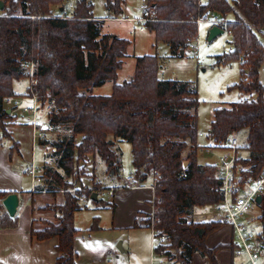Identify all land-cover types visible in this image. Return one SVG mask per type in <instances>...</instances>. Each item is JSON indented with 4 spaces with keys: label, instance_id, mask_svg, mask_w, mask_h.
<instances>
[{
    "label": "trees",
    "instance_id": "obj_1",
    "mask_svg": "<svg viewBox=\"0 0 264 264\" xmlns=\"http://www.w3.org/2000/svg\"><path fill=\"white\" fill-rule=\"evenodd\" d=\"M69 0H0V133L9 138L7 128L12 119L3 101L15 96L13 83L29 74L24 63L35 66V85L29 83L26 94L35 92L41 107L49 106L51 126L69 125L72 135L52 143L53 156L59 157L58 171H44L50 189L70 188L80 182L81 170L76 163L99 158L120 181V154L114 149L117 140L131 145L133 174L142 183L158 174L154 202L156 228L167 238L166 255L174 264H192L194 254L219 264L216 253L235 245L219 244L209 248L207 237L221 223L191 219L195 208H210L222 198L217 164L198 163L199 132L197 126L200 104L196 87L185 81L159 80L156 56L136 58L134 76L130 81L114 84L107 96L95 95L93 88L107 81L115 82L122 67L129 42L113 35L102 34L103 19L94 16L89 0H78L74 9L61 18ZM107 19L122 14L123 0H104ZM156 17L145 23L158 42L166 43L171 56L187 48V39L197 38V19L211 13L233 21L219 26L231 36L233 50L225 59L242 52L250 54L242 68L245 80L233 88L257 94L256 100H241L227 108L213 111L209 138L225 143L239 136L238 164L243 177L264 171V88L259 70L264 58L263 37L256 30L264 27V0H143ZM256 29V30H255ZM80 137L79 142L76 139ZM47 143V142H45ZM16 144L13 145L15 149ZM83 170V169H82ZM69 178V179H68ZM97 181L94 188L102 187ZM87 198L92 200V192ZM8 195L0 192V229L15 228L16 215L10 216L3 206ZM37 196V195H36ZM55 197L56 194H50ZM62 201L46 207L55 213L53 221L33 220L31 235L38 241L58 238L55 264H78L75 249L78 230L74 215L83 205L69 193ZM35 210V209H34ZM39 210V209H38ZM148 214L145 226L149 227ZM96 219L91 231L96 228ZM38 224L43 226L37 227ZM232 264V263H230Z\"/></svg>",
    "mask_w": 264,
    "mask_h": 264
},
{
    "label": "rangeland",
    "instance_id": "obj_2",
    "mask_svg": "<svg viewBox=\"0 0 264 264\" xmlns=\"http://www.w3.org/2000/svg\"><path fill=\"white\" fill-rule=\"evenodd\" d=\"M89 1L94 5L93 12L95 16L103 17L107 15L104 0ZM140 1L126 0L127 17L140 16ZM201 1L206 2L207 0ZM231 19L232 16H227L225 20L231 21ZM140 25V23L132 21L104 19L101 24V33L123 38L129 42V45L122 59L123 64L118 71L115 82L107 81L103 85L93 88L92 93L103 96L110 95L114 84H122L133 78L137 57L156 56L159 63V80L185 81L192 83L196 87L200 101L197 111V126L198 132L204 135V138L199 137L200 149L198 150L197 160L200 165L215 164L217 158L223 152L212 148L211 140H209L211 143H203L208 136V129L213 119V111L217 108H227L237 101L245 99L256 100L257 98L255 92L245 94L233 88L234 85L243 82L245 78L242 73L243 70L235 57L225 59L226 54L233 50L230 34L228 31H224L209 40V32L213 26L208 22H202L198 28L197 52L187 47L183 54L179 52L177 56H171L167 44L156 41L153 33L149 30L140 31ZM259 40L264 48V38L260 36ZM259 82L264 88V58L259 70ZM28 83H30L28 78L15 80L13 85L14 92H24ZM16 113L20 112L16 111ZM38 118L40 127L46 137V145L49 146L47 147L48 153L44 156L45 162L41 163L40 166L43 167V171L51 169L66 177L64 170L58 167L57 161L59 157L52 155L54 151L52 143L56 140L67 141L72 135L71 126H51L44 111L39 112ZM236 138L240 139L239 136H236ZM79 140L80 137L76 139V142L78 143ZM206 144L208 146L205 147ZM113 148L117 149L120 154L121 168L119 175L121 178L126 177L133 172L131 145L117 140ZM29 152L31 155V148ZM34 154L37 162L40 163L43 158L42 149L38 147ZM239 154L247 157V153L244 151L239 152ZM77 169L84 173L80 177V182L82 183H87L90 177H93L106 187L116 182L112 173L107 172L106 165L99 158L88 157L87 160L76 163L75 171ZM25 177L24 188L30 184L29 178ZM44 177L46 176L44 175ZM46 182H49L47 178ZM98 199L102 200L104 204H96L88 200L76 212L74 217L75 227L80 230L76 237L77 249L80 252L78 264H146L144 252L145 243L150 240L148 230L142 227L132 228L129 225H124L130 215L127 209L121 214V222L117 221L114 223V208L109 203L111 199L106 193L100 194ZM61 201V194H56L55 197L49 194H38L34 199L35 207L39 209L35 213L38 222L53 221L55 213L48 209L46 210V207L58 205ZM198 211H205L206 213L204 216L194 220L209 221L215 219V212L212 208H207L206 210L195 208L192 210L193 213H198ZM94 219H96L95 225L99 227V230L90 231L89 229L94 224ZM38 226L41 227L43 225L38 224ZM256 230L258 231L257 228ZM119 245H121L122 250L119 249ZM149 256L148 253L147 264Z\"/></svg>",
    "mask_w": 264,
    "mask_h": 264
},
{
    "label": "built area",
    "instance_id": "obj_3",
    "mask_svg": "<svg viewBox=\"0 0 264 264\" xmlns=\"http://www.w3.org/2000/svg\"><path fill=\"white\" fill-rule=\"evenodd\" d=\"M78 0H69L65 10L59 13L61 18H67V14L71 12ZM140 16L135 20L140 24L148 21L156 20L151 9L145 3L140 5ZM197 24L208 22L212 26H224L226 20L215 16L211 13L197 19ZM143 30V28H141ZM256 30V29H255ZM264 36V27L256 30ZM187 47L197 52V38L187 39ZM250 54L242 52L237 58L241 68L246 66ZM23 67L29 74L31 85L36 84L34 77L35 66L32 63H24ZM27 98L29 104L26 105ZM3 105L6 109L12 111H20L30 116V126L32 128V157L25 170V175L30 180V194H65L69 193L78 199L81 205L86 204L89 200L87 192L100 194L106 193L110 199H113L116 192L122 189L141 190L148 189L152 193V207L149 216L150 230V259L149 264H174L166 255L167 238L160 230L156 228V208L154 202L158 200L155 195V188L158 174L154 172L152 180L148 183L140 182L133 173L127 175L120 185L102 186L94 188L97 181L90 177L87 183H78L70 188L50 189L47 186L45 173L36 158L35 150L38 147H46V137L39 123V112L44 111L45 114L51 112L49 106L41 107L38 101L37 93L31 95L8 96L4 99ZM202 136V134H199ZM211 140L212 148L219 149L223 152L217 158V175L221 182L222 200L213 206L216 221L227 225L232 230V242L235 245L234 255L243 260L242 264H264V171L259 175H250L243 177L242 167L237 163L240 159L238 150V140L235 137L228 139L225 143ZM261 196V202L257 203L256 199ZM258 229V231L256 230Z\"/></svg>",
    "mask_w": 264,
    "mask_h": 264
},
{
    "label": "crops",
    "instance_id": "obj_4",
    "mask_svg": "<svg viewBox=\"0 0 264 264\" xmlns=\"http://www.w3.org/2000/svg\"><path fill=\"white\" fill-rule=\"evenodd\" d=\"M144 3L143 0L140 1ZM205 3V2H202ZM94 11V10H93ZM94 14V12H93ZM127 6L126 0H123L122 14L117 19L123 21H135L138 17L129 18L126 16ZM124 15V16H122ZM95 16V14H94ZM108 15L103 17L95 16L98 19H107ZM231 16V15H229ZM231 21H233V16ZM231 21H226L231 22ZM143 28V30H141ZM147 30L145 24L140 25V31ZM153 33V32H151ZM154 35V33H153ZM114 36V35H113ZM117 37V36H116ZM120 38V37H118ZM155 38V35H154ZM123 39V38H122ZM156 40V39H155ZM168 46V45H167ZM169 48V46H168ZM170 52V49H168ZM184 51L181 52L183 54ZM14 85V83H13ZM29 83L26 85L25 91L22 93H16V96L24 97L26 95ZM29 104L27 98L26 105ZM12 119L7 128L10 133L9 138H3L0 133V192L7 195L16 194L18 198V205L16 210L17 226L15 228L0 229V264H55L58 254L56 252V246L58 245V238L54 237L46 241H38L35 237H32L31 228L33 220H38L35 217V213L38 212V208L35 207L34 199L37 197L35 194L31 195L30 184L24 188L25 170L28 166V161L32 157V128L30 126V116L16 111L10 110ZM211 127V125H210ZM210 128L208 129L209 134ZM202 134V133H201ZM200 138H204V135H199ZM203 143H211L209 136L204 139ZM26 142V143H24ZM199 143V138H198ZM16 144L17 147L13 148ZM208 144L205 145V147ZM47 147H39L42 149L43 158L39 165L45 162L44 156L48 153ZM31 148V155H30ZM47 159V158H46ZM48 161V160H47ZM23 162V164H22ZM130 174V173H129ZM128 174V175H129ZM125 177L120 181L112 183L110 186L120 185L124 181ZM114 208V223L121 222V214L125 209L130 212L128 221L124 225L129 227H142L148 230L150 239V230L145 226L144 219L150 213L152 207V193L148 189L141 190H129L122 189L116 192L115 196L109 202ZM213 209V206L210 207ZM35 209V210H34ZM207 208H202L206 210ZM40 212V211H39ZM42 212V211H41ZM205 211H198V213L191 214V218L195 222H203L202 220H194L205 215ZM76 215V213H75ZM74 215V217H75ZM216 221V218L213 219ZM132 223V224H131ZM91 229V228H90ZM89 229V230H90ZM80 231L79 229H77ZM99 230L96 226L95 231ZM91 231V230H90ZM145 243V258L147 264L148 253L150 255V240ZM232 243V230L227 225H221L217 230L212 232L206 239V244L209 248H213L219 244ZM75 249L78 254V261L80 259V252L75 244ZM216 258L219 264H242L243 260L236 257L229 249H221L216 253ZM150 259V256H149ZM149 264V262H148ZM192 264H211V262L199 254H194L192 258Z\"/></svg>",
    "mask_w": 264,
    "mask_h": 264
},
{
    "label": "water",
    "instance_id": "obj_5",
    "mask_svg": "<svg viewBox=\"0 0 264 264\" xmlns=\"http://www.w3.org/2000/svg\"><path fill=\"white\" fill-rule=\"evenodd\" d=\"M3 10V3L0 2V11ZM60 11H62V9H60ZM224 31L217 27V26H213L211 29H210V32H209V40L215 38L217 35L219 34H222ZM10 109H7L6 110V113L7 114H10ZM221 184V182H220ZM91 199L92 200H97V195L96 193H92L91 195ZM257 203H260L261 202V196H258L257 199H256ZM3 206L4 208L6 209V211L8 212V214L10 216H14L16 214V210H17V205H18V198H17V195L16 194H10L8 195L4 200H3ZM119 249L122 250V247L121 245H119Z\"/></svg>",
    "mask_w": 264,
    "mask_h": 264
}]
</instances>
